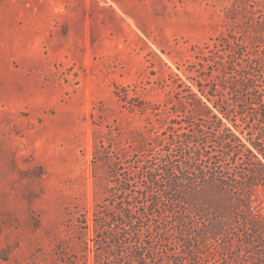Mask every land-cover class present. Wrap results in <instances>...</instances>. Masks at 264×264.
I'll list each match as a JSON object with an SVG mask.
<instances>
[{"label": "rangeland", "instance_id": "374dc122", "mask_svg": "<svg viewBox=\"0 0 264 264\" xmlns=\"http://www.w3.org/2000/svg\"><path fill=\"white\" fill-rule=\"evenodd\" d=\"M235 5L236 0H0V264H93V242L87 241L95 211L117 187L108 174L112 163L121 158L119 174L130 176L137 190L148 167L141 169L136 160L154 158L157 139L198 123L188 100L183 112L178 107L181 95L190 94L180 93L188 90L185 85L200 96L198 75L210 72L197 65L201 49L222 34L245 35L246 51L259 54L264 47V39L251 43L249 21L241 19L236 30L227 20ZM253 6L249 1L245 8ZM222 50H215L218 58L225 57ZM126 89L139 94L146 111L127 108L120 98ZM95 150L106 157L104 165ZM262 200L264 209V193ZM167 215H142L139 221L157 253L153 264H169L167 252L180 251L175 242L164 249L161 230H147L157 224L172 228L174 218ZM219 215L223 225L227 216ZM211 216L212 207L206 221ZM214 243L210 250L195 246L183 263H225Z\"/></svg>", "mask_w": 264, "mask_h": 264}, {"label": "trees", "instance_id": "16d2710c", "mask_svg": "<svg viewBox=\"0 0 264 264\" xmlns=\"http://www.w3.org/2000/svg\"><path fill=\"white\" fill-rule=\"evenodd\" d=\"M249 1L254 4L252 10L245 8ZM263 8L260 0H236L226 14L236 30L241 29V22H250L245 24L253 45L264 39ZM244 37L222 34L213 46L201 49L197 65L210 72L198 75L200 96L185 85L188 90L180 93L190 94L181 95L178 107L183 112V102L188 100L198 123L191 122L185 132H173V138L157 139L154 158L136 160L143 165L141 169L148 167L139 177V189H133L130 176L119 174L120 157L112 163L108 174L117 180V187L95 211L93 236L87 241L93 242V264L156 263L152 239L150 243L143 238L139 221L142 215L155 213L167 218L168 212L174 218L172 228L157 224L147 230H161L165 250L171 242L181 244L180 251L167 252L169 264H184L182 256L195 246L205 250L214 242L225 256L222 264H264V47L258 46L259 54L246 51ZM218 48H223L225 57L216 56ZM124 92L120 98L128 109L146 111L136 91L133 95L128 89ZM240 121L246 125L242 127ZM140 148L146 150L145 145ZM94 158L101 165L106 162L98 150ZM190 205L195 208L187 211ZM210 207L213 216L206 221ZM219 214L227 216L223 225ZM80 224L82 230L87 229L85 219Z\"/></svg>", "mask_w": 264, "mask_h": 264}]
</instances>
